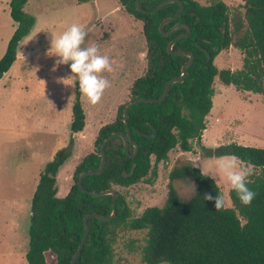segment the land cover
<instances>
[{
    "label": "trees",
    "instance_id": "16d2710c",
    "mask_svg": "<svg viewBox=\"0 0 264 264\" xmlns=\"http://www.w3.org/2000/svg\"><path fill=\"white\" fill-rule=\"evenodd\" d=\"M164 0H139L140 7L149 11ZM183 10L177 18L164 25L171 30L177 23L190 26V33L173 45L174 51L190 52L193 62L187 66L182 81L170 85L162 102H142L124 108L138 98H158L165 84L182 73L186 54H171L168 43L186 32L185 27L163 35L159 29L164 19L173 17L178 3H169L149 13L136 7V0H116L117 4L139 21L145 39L144 73L130 87L131 96L121 103L115 117L100 126L92 147L78 160L72 171V183L67 193L58 195L57 174L74 151L75 133L87 125L86 107L74 82V101L69 131L72 138L48 161L39 176L31 200L28 228L27 264H72L84 235V218L89 213L105 217L112 212V194L93 195L115 189L116 215L107 221L95 216L87 220L89 231L76 264H123L114 252L120 230H144L145 244L141 261L145 264H264V148L237 143L215 149L202 146L201 137L207 128L206 116L212 108L214 79L239 90L264 94V0H244L243 9L231 8L222 0L201 4L197 0H180ZM28 0H9V13L15 28L0 57V79L17 58L20 41L35 24V17L25 11ZM243 54L242 66L233 70L218 68L214 59L230 46ZM127 121V124H126ZM130 132V139L139 146L134 158L124 150L121 137H113L105 146L106 163L97 174L82 179L84 191L78 186L82 172L96 170L101 162L100 146L113 132ZM154 137L145 134L153 133ZM192 140L201 145V157L235 156L245 164L259 169L247 178V186L255 192L251 204L243 205L230 189L232 207L216 211L214 201L206 195L219 194L220 186L188 159H178L168 172L167 194L162 206H148L133 216L124 194L116 186L129 187L156 176L157 164L168 158L178 147L192 151ZM134 150L133 143L128 146ZM147 151V152H146ZM154 159V162H152ZM135 163L133 172L129 173ZM191 179L196 183L194 194L183 199L175 186L177 180Z\"/></svg>",
    "mask_w": 264,
    "mask_h": 264
},
{
    "label": "rangeland",
    "instance_id": "374dc122",
    "mask_svg": "<svg viewBox=\"0 0 264 264\" xmlns=\"http://www.w3.org/2000/svg\"><path fill=\"white\" fill-rule=\"evenodd\" d=\"M197 1L209 4L213 0ZM222 1L231 8L244 10V0ZM8 3L9 0H0V57L15 28ZM24 9L34 15L35 24L20 41L17 60L0 81V193L12 198L28 197V202L24 199V204L17 205L14 201H0V261L1 257L6 258V263L0 264L11 261V251L6 248L14 243V236H17L19 251L27 250L30 216L26 213L30 211L38 177L45 163L61 148L58 143L65 141L67 145L72 138L69 124L76 80L66 64L53 70L58 57L47 54L51 34L59 35L73 23L82 25L86 36L81 46L97 45L100 53L109 57L112 66L111 71L101 73L110 85L100 101L90 104L82 96L87 125L82 132L73 135V154L57 174L59 196L67 193L78 160L92 147L100 126L112 120L117 107L129 99L133 81L144 73L146 66L141 23L125 12L116 0H28ZM242 58V52L232 45L220 51L214 63L219 69L233 71L241 68ZM60 78H65L66 84ZM213 87L212 108L206 116L202 146L215 149L237 143L264 148V94L224 85L218 77ZM192 143V151H182L178 147L170 150L168 158L157 164L156 176L151 177V181L145 179L129 187L116 186L124 194L133 216L140 215L148 206L164 204L168 172L178 159H188L210 175L220 186L225 206L232 207L230 184L217 167L220 160L231 156L202 158L201 145L196 140ZM238 162L253 171L259 170ZM175 186L183 199L195 192L191 179L177 180ZM18 208L23 209L22 213H15ZM144 238V230H120L114 244L115 257L123 264H145L140 255ZM18 264L23 262L20 260Z\"/></svg>",
    "mask_w": 264,
    "mask_h": 264
},
{
    "label": "clouds",
    "instance_id": "9594fccd",
    "mask_svg": "<svg viewBox=\"0 0 264 264\" xmlns=\"http://www.w3.org/2000/svg\"><path fill=\"white\" fill-rule=\"evenodd\" d=\"M85 36L84 27L73 23L59 35L51 34L47 54L58 57L53 65V70L60 64L68 65L71 70L70 75H74L80 93L87 98L90 104H96L100 101L105 89L110 85L109 80L101 73L111 71L112 66L109 57L101 54L97 45L81 46L84 43ZM60 80L65 83V78H60ZM217 167L240 202L243 205L251 204L255 192L247 186V178L252 175V168L239 163L238 158L235 156L220 160ZM204 198L214 201L216 211L224 209L225 200L223 196L219 194L215 196L206 195Z\"/></svg>",
    "mask_w": 264,
    "mask_h": 264
},
{
    "label": "water",
    "instance_id": "95a60500",
    "mask_svg": "<svg viewBox=\"0 0 264 264\" xmlns=\"http://www.w3.org/2000/svg\"><path fill=\"white\" fill-rule=\"evenodd\" d=\"M178 3L179 4V10L178 12L173 16V17H170V18H167V19H164L160 26H159V29L161 31V33L163 35H168L173 29L175 28H178V27H185L186 28V32L182 33V34H179L177 35L175 38H173L169 43H168V51L169 53L171 54H186L187 56H189V59L183 64L182 66V73L179 77H174V78H171L170 80L167 81V83L165 84V87H164V91H163V94L158 97V98H146V97H142V98H138L132 102H129L125 108H124V117L127 118L128 117V109L132 106V105H135V104H138V103H142V102H162L168 95L169 93V88H170V85L174 82H178V81H182L186 75V68L187 66H189L192 62H193V59H194V55L190 52H184V51H174L172 48H173V45L176 41H178L179 39L183 38V37H186L189 33H190V26L187 25V24H184V23H177L171 30L169 31H164V25L169 22V21H172L174 20L175 18H177L179 16V14L182 12L183 10V3L180 1V0H164L163 2H161L157 7H155L154 9L152 10H145L143 8L140 7V4H139V0H136V7L138 10H140L141 12H149V13H152L160 8H162L164 5L166 4H169V3ZM126 124H127V121H126ZM156 134V129L154 128L153 130V133L151 134H145L146 136L148 137H154ZM116 136H119L122 138L123 140V143H124V150H125V153L130 157V158H134L135 155L137 154L138 152V149H139V146L137 143L133 142L131 139H130V132H129V128L127 127V132L124 133V132H120V131H117V132H113L111 133L107 138L104 139L103 143L101 144L100 146V155H101V162H100V165L99 167L96 169V170H88V171H85V172H82L78 178V186L80 187L81 190H85L83 188V185H82V179L86 176V175H90V174H97L99 172H101L105 166V163H106V153H105V146L106 144L113 138V137H116ZM130 143H133V146H134V150L132 153H129V149H128V146ZM147 152V151H146ZM135 163L132 164V167H131V170L129 173H125V171L123 172V175L126 177L128 175H130L133 170H134V167H135ZM88 193L90 194H93V195H97V196H101V195H105V194H112V212L109 216L105 217L99 213H96V212H93V213H89L85 216L84 218V235H83V238L78 246V249L75 253V255L73 256L72 258V264H76L75 261L77 259V257L80 255V252H81V249L85 243V240L87 238V235H88V231H89V226H88V223H87V220L90 216H95L103 221H107V220H110L112 219L116 213H117V207H116V198H117V191L115 189H106V190H103V191H100V192H95V191H88Z\"/></svg>",
    "mask_w": 264,
    "mask_h": 264
},
{
    "label": "crops",
    "instance_id": "0c3cea01",
    "mask_svg": "<svg viewBox=\"0 0 264 264\" xmlns=\"http://www.w3.org/2000/svg\"><path fill=\"white\" fill-rule=\"evenodd\" d=\"M16 60H17V58H16ZM16 60H15V62H16ZM15 62L13 63V65L15 64ZM12 65V66H13ZM11 66V67H12ZM11 69V68H10ZM9 69V70H10ZM8 70V71H9ZM8 71L3 75V77H5V76H7L8 75ZM3 77L1 78V79H3ZM1 79H0V81H1ZM77 133H75V135H76ZM59 145L58 146H61V148H63V147H65V146H67V145H65V141H63V142H59L58 143ZM61 148H59V149H61ZM58 149V150H59ZM57 152V151H56ZM56 152L54 153V155L56 154ZM53 155V156H54ZM48 162V161H47ZM46 162V163H47ZM45 163V164H46ZM44 167V166H43ZM16 170L17 169H14V172L16 173ZM40 176V175H39ZM39 178V177H38ZM15 183H18V179L17 178H15ZM38 183V182H37ZM24 199H26V201L28 202V197L27 198H22V197H15V198H12L11 196H9V195H7V194H5V195H1V193H0V201H2L3 203L5 202V203H12L13 201H14V204H17V205H20V204H24L23 203V201H24ZM22 208H18L17 210H15V213H17V211H19V213H22ZM27 216L29 215H31V208H30V211H27ZM30 220V219H29ZM8 235V234H7ZM15 235H16V233H15ZM15 238H14V243L13 244H11V246L9 245V246H7V248H6V250L8 249V250H10L11 251V256H10V259H11V261L9 262V263H7V264H18V263H20V260L23 262V264H27V261H26V259H25V254H26V252H27V250H28V248H27V250L26 249H24L23 251H19V249H18V243L16 242V240H17V236H14ZM12 239V238H11ZM28 239H29V237H28ZM17 244V245H16ZM5 260H6V258L4 257H1V261H0V263H6L5 262ZM26 261V262H25Z\"/></svg>",
    "mask_w": 264,
    "mask_h": 264
},
{
    "label": "flooded vegetation",
    "instance_id": "af4514ba",
    "mask_svg": "<svg viewBox=\"0 0 264 264\" xmlns=\"http://www.w3.org/2000/svg\"><path fill=\"white\" fill-rule=\"evenodd\" d=\"M192 188H196V183L192 180Z\"/></svg>",
    "mask_w": 264,
    "mask_h": 264
}]
</instances>
